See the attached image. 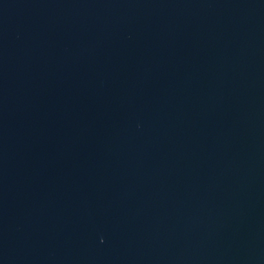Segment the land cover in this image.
<instances>
[{"label": "water", "instance_id": "1", "mask_svg": "<svg viewBox=\"0 0 264 264\" xmlns=\"http://www.w3.org/2000/svg\"><path fill=\"white\" fill-rule=\"evenodd\" d=\"M0 264H264V0H0Z\"/></svg>", "mask_w": 264, "mask_h": 264}]
</instances>
